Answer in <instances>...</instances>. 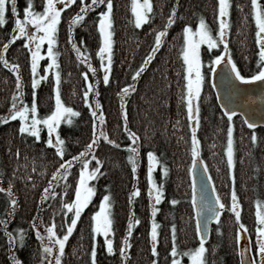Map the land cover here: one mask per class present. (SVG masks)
Listing matches in <instances>:
<instances>
[{
	"label": "trees",
	"instance_id": "obj_1",
	"mask_svg": "<svg viewBox=\"0 0 264 264\" xmlns=\"http://www.w3.org/2000/svg\"><path fill=\"white\" fill-rule=\"evenodd\" d=\"M89 0H85L88 3ZM264 6V0H258ZM113 52L109 71V83H103V71L100 69L98 50V30L96 28V8L85 15L84 20L74 28L73 40L82 52H87L88 60L82 56L77 59L71 44L67 42V23L69 17L78 11L79 0L61 13L58 24L55 50L58 52L57 71L60 73L59 90L64 103L79 112L71 118V124L61 123L58 132L65 140L64 159L75 155L92 139L93 117L88 106L83 103L82 93L86 84L81 76L88 72L89 82L93 83L91 98L101 105L104 113V124L100 129L116 141L117 145L130 143L123 131V120L120 111V99L117 93L125 84H132L134 91L123 97L127 111V126L139 135V156L137 158L136 177L133 178L131 164L127 160L128 152L123 147L109 144L99 138L94 155L101 161L100 172L95 181V193L91 202L81 213V217L73 232L65 242L61 255V264H92L91 250L93 247L90 232V216L98 208L99 200L107 193L111 202V217L113 231L109 238L113 240L115 251L107 253L104 238L96 236V264H121L120 245L125 236L129 212L139 220L134 224L131 236L128 237L131 247L126 251L124 264H151L153 259L157 264H170V248L172 245V226L176 229V243L180 249L194 248L199 245L196 235L195 211L192 201V179L188 173L191 167V130L187 118V109L182 97L185 95L184 64L180 52L182 50V27L187 24L194 27L199 19L204 18L206 24L213 30L218 28L216 14L218 0H152L154 15L137 28L133 25L130 10L131 0H113ZM25 0H17L18 8L22 9ZM177 5L175 22L169 26L164 43L150 59L147 66L133 80L132 73L139 68L154 42V32L166 23L173 5ZM237 4L242 7L237 8ZM37 10L42 9L41 0H34ZM102 7V6H100ZM8 20V19H7ZM229 28L227 40L229 52L241 70L242 74H251L256 69L258 47L255 43V22L251 15L250 0H230ZM12 29V19L0 27V46L8 40ZM24 38H18L10 43L5 53L11 63L19 65L21 76L22 100L31 104V68L29 51L23 46ZM83 40V44L80 41ZM207 47H201L203 85L199 97V124L197 137L200 142V156L208 167V175L212 178L220 198L226 204L220 216V224H211L210 235L205 240V264H240L238 245L235 239L236 227L234 216L228 211L230 207V192L235 188L240 201L241 222L247 227V235L255 237V206L257 201L264 204V127L250 129L236 114L233 117V177L229 178L224 148L227 142V117L217 105L210 81L212 66L209 57L223 51V46L214 48L211 52ZM91 64L96 69L95 76L88 70ZM86 64V65H85ZM39 74L42 68L39 67ZM54 80L48 72L40 80L36 88L38 116L43 117L54 107ZM16 91L15 75L9 68L0 64V117L5 116L12 103V94ZM98 91L99 95L95 93ZM93 96V97H92ZM20 106V105H18ZM194 123L193 125H195ZM19 121L8 120L0 123V188L7 189L11 183V191L17 200L14 213L7 217L8 231L23 229L25 239L23 246L19 242L10 249L5 229L0 227V264H12L10 251L22 261V264H51L50 257H42L41 241L36 238L39 230L44 235L45 225L54 222L55 231L63 235L66 231L65 221L70 215H64L66 209L60 206V199L51 195L41 202L43 190L52 181V173L57 169L60 158L55 155V148L45 145L47 131L42 127L41 140L35 141L28 134L18 131ZM256 133L257 140L253 144L251 133ZM19 151V157L16 153ZM153 151L160 162L153 170V179L161 181L160 165H166L168 173L163 177L164 200L155 205L160 210L152 216L147 195V155ZM78 162L72 166L68 179L71 196L74 180L77 175ZM31 177V179H29ZM139 194L129 196L134 190ZM171 199L178 203L172 205ZM7 193L0 191V219H5L8 204ZM39 220V227L32 228L34 220ZM157 224V252L153 257L149 235L152 221ZM220 227V233L216 228ZM58 230V231H57ZM15 234V232H14ZM45 243L49 241L44 235ZM53 246V245H50ZM54 254H56L54 252ZM53 254V257H54ZM184 258V256H183Z\"/></svg>",
	"mask_w": 264,
	"mask_h": 264
},
{
	"label": "snow or ice",
	"instance_id": "obj_2",
	"mask_svg": "<svg viewBox=\"0 0 264 264\" xmlns=\"http://www.w3.org/2000/svg\"><path fill=\"white\" fill-rule=\"evenodd\" d=\"M76 0H41L42 9L37 10L34 6V0H25V4L22 9L18 8L17 0H0V27L5 25L7 22L6 13L10 12L11 19L13 21L12 29L9 34L7 41L0 46V64L4 67L9 68L10 71L15 75V85L16 91L12 94V103L9 105L8 113L0 117V123H5L8 120L19 119L18 131L21 134H28L34 138L35 141L41 140V130L42 127L46 128L48 138L43 141L45 145L52 146L55 148V155L60 158L57 169L52 173L53 178H66L69 175V169L74 163L80 162L81 166L79 168L78 180L75 183L74 195L70 202L64 203L61 200L62 209H66L64 215L67 216L71 212L70 222L65 221L66 231L63 235H57L54 222L45 225L44 235L47 236L49 244H45L44 235L41 234L39 230H36L35 235L38 240L41 241L42 257L44 254L47 256H52L53 247L50 245L58 246V250L55 254V264H61V255L65 248V242L68 237L73 232V229L77 225L78 220L81 217V213L91 202V199L95 193V189L92 185L88 183L102 175L100 172V166L102 161L94 155L95 148L99 143V138L109 144H113L117 147H123L127 150V160L131 164L132 175L135 179L136 169H137V158L139 156V135L128 128L127 126V111L125 108V100L123 97L128 93L134 91V86L132 84H125L120 91L117 93L120 99V111L123 120V131L127 134V138L130 143L125 145H117L115 140L109 138L108 134L101 128L97 133L96 131V121L99 119L101 125L104 124V113L101 111L99 115L93 110L92 104L89 103V92L93 91V83L89 82L88 72H82L86 89L82 93L83 103L88 106L93 117V135L92 139L85 146V149L81 150L75 155H70L68 159H64L65 151L64 145L65 140L61 138L58 132V126L61 122H66L71 124V117L78 116L79 112L74 110L73 107L68 106L62 100L59 83H60V73L56 69L58 68L57 56L58 52L54 50V45L58 43L57 32L58 24L60 23L62 17L61 13L65 9L69 8L71 5L75 4ZM62 5V6H61ZM10 6V7H9ZM102 6V7H100ZM229 6L230 0H218V11L216 14V20L218 21V28L213 34V30L206 24L204 18H200L195 29L187 24L182 27L183 44L180 56L183 58L184 68V80L186 95L182 97L185 102V107L187 109V118L189 122V128L191 130V146L190 155L192 161V167L188 168L189 175L194 173L195 166L199 164L204 171L205 176H207V183L201 186L199 204H197L196 196H192L193 210L196 211L197 221H196V235L199 237V245L194 248L180 249L176 243V229L172 226V245L169 250L170 252V264H182L180 257L186 256L188 258V264H205V252L207 251L205 247V240L208 238L209 233V222L216 221L220 224V216L226 208L225 202L222 201L219 194L217 193L215 187H212V199H209L206 195L207 187L212 184V178L208 175V167L205 161L200 156V142L197 137V127L199 124V97L201 92V84L204 80V74L201 72V45L207 46V51L211 52L214 48H219L223 46V51L218 54L209 57V63L214 70L217 65L222 62L224 66L228 69V75L231 79L240 82L241 84H248L252 82L259 81L264 83V6L258 2V0H250L251 15L255 21V43L258 47L256 69L251 72V74H242L241 70L238 68L237 64L234 62L229 49L227 40V29L229 28L228 16H229ZM100 8L99 11L95 13L98 20L96 21V28L98 30L99 45L96 51V56L100 58L101 63L99 65L100 69L103 71V83L107 85L109 83V71L112 63V52H113V0H89L85 3V0H79L78 11L69 17L67 23V42L71 44L72 50L76 53L77 59L79 60L82 56L87 62V52H82L77 44L73 40V32L75 26L84 20L85 15L88 12ZM242 7L237 4V8ZM130 10L134 16L135 27L139 28L141 25L151 19V15H154L152 0H131ZM22 11V16H21ZM177 5H173L170 9V14L166 17V23L163 24L162 28L155 30L154 32V42L151 46V50L147 53L144 61L139 65V68L132 73V79L135 80L140 72L147 66L150 59L158 51L159 46L164 43V37L167 35V31L170 25L175 22ZM23 37V46L28 49L30 54V68H31V89H32V100L31 104L23 102L21 99L23 96L21 76L19 74V65L16 63H11L6 58L5 53L10 43L14 42L18 38ZM47 44L46 53L41 52V46ZM83 44V40L80 41ZM42 55H46L48 58V63L44 66V73L47 74L48 71L52 70V76L54 80L53 93H54V107L50 112L44 115L42 118L38 116V103L36 99V88L40 80H43L45 76H39L37 74L38 62L42 58ZM107 63H104V61ZM88 70L95 76L96 69L92 67L89 63L87 65ZM194 73V77L191 75ZM99 95L98 91L95 93ZM252 98L249 97V100ZM195 102V103H194ZM20 105V106H18ZM224 108L223 116L227 117V142L224 148V153L227 157L226 166L228 171V176L234 181L233 177V117L236 113L229 109L227 106H222ZM95 108L100 109L101 105L97 101L95 103ZM193 121L196 122L193 125ZM244 124L250 129H255L257 127L256 123L250 121L249 119H244ZM55 135V139H53ZM251 141L254 144L257 140L256 133L253 131L251 133ZM90 153H93L90 155ZM19 157V151L16 153ZM147 155V183L148 191L147 195L149 198V207L152 216L160 210L155 205L159 204L164 200V188H163V177L167 175L168 168L166 165H160L161 181L157 184L153 179V170L158 163L157 157L153 151H148ZM95 160V166L89 168V161ZM31 179V177H29ZM51 188V182L43 190L41 195V202L48 198L49 195L52 197L57 196L55 191L49 193L48 189ZM193 189H195V184H193ZM0 191L7 193L8 204L5 206V212L7 216L5 219H0V227L5 229V235L8 238L10 249L15 247L16 243L19 242L20 246H23L25 239V232L23 229H16L14 231H8V219L11 216L17 206V200L15 199L11 191V183L7 189L0 188ZM139 194V189L135 187L129 196V204L132 203V196ZM63 195V193H61ZM230 207L228 211L233 214L234 222L236 227L235 239L237 243L241 238V231L247 233V227L241 222L240 216V201L238 199L237 192L233 187L230 192ZM170 203L176 205L178 201L176 199H171ZM111 202L110 197L105 193L99 200L98 210L93 211L90 216V232L92 234L93 247L91 250L92 264H96L95 256V240L96 235L101 234L105 237L104 245L106 251L112 254L115 249L113 247V240L109 238V233L113 231L112 224L113 220L111 217ZM257 211H256V226L255 232V252L260 257L259 264H264V204L257 201ZM139 220L134 218V214L130 211L129 218L127 222V229L125 236L120 245V257L121 264H124V259L127 257V249L131 247L128 237L131 236L132 228L134 224H138ZM33 229L37 228L34 223L32 225ZM217 233H220L221 229L218 226L216 228ZM15 232V234H14ZM153 243L151 244V252L153 257L158 255L157 252V224L153 220L151 224V231L149 233ZM241 262L240 264H257L255 260H245V253L241 252ZM10 259L12 264H22V261L18 259L10 251ZM42 264V262H41ZM151 264H157V260L153 259Z\"/></svg>",
	"mask_w": 264,
	"mask_h": 264
},
{
	"label": "water",
	"instance_id": "obj_3",
	"mask_svg": "<svg viewBox=\"0 0 264 264\" xmlns=\"http://www.w3.org/2000/svg\"><path fill=\"white\" fill-rule=\"evenodd\" d=\"M211 81L216 93V101L222 111H224L222 106H227L244 119L255 122L257 127H264V83L256 81L241 84L231 79L223 62L213 70ZM249 97L252 99L249 100ZM191 178L193 179V184H195V189L192 188L194 190L193 193L196 196L197 204H199L201 186L207 183V176H205L203 168L199 164L195 166ZM211 189V185H209L206 193L209 199H212ZM195 221H197L196 211ZM213 222H209V229ZM239 251L245 253V260L250 259L246 247L241 248Z\"/></svg>",
	"mask_w": 264,
	"mask_h": 264
},
{
	"label": "rangeland",
	"instance_id": "obj_4",
	"mask_svg": "<svg viewBox=\"0 0 264 264\" xmlns=\"http://www.w3.org/2000/svg\"><path fill=\"white\" fill-rule=\"evenodd\" d=\"M23 6H24V4H23ZM22 6V7H23ZM62 6V5H61ZM10 7V6H9ZM229 11H230V6H229ZM21 16H22V11H21ZM10 12H8V13H6V18L8 19V20H10ZM133 19H135L134 18V16H133ZM7 20V21H8ZM227 20L229 21V16H228V18H227ZM255 22V21H254ZM12 24H13V21H12ZM198 24V22L195 24V26ZM195 26L194 27H192L193 28V30L195 29ZM227 31V30H226ZM55 46L56 45H54L53 47H54V50H55ZM203 46H205V47H207L206 45H201V47H203ZM46 51H47V44H46V42H45V44L44 45H42L41 46V52H42V54L43 53H46ZM56 51V50H55ZM29 57H30V54H29ZM182 60H183V58H182ZM202 61V60H201ZM48 63V58H47V56L46 55H42V58L40 59V61L38 62V68H37V74H38V77L39 76H41L40 74H39V67L41 66V68H42V75L43 76H45L46 74L44 73V66L46 65ZM104 63H107V61L105 60L104 61ZM86 65V64H85ZM202 65H203V62H202ZM202 65H201V72L203 73V70H202ZM184 68H185V65H184ZM57 70V69H56ZM184 71V70H183ZM48 72H50L51 74H52V70L50 69ZM193 77H194V73H192L191 74ZM53 77V76H52ZM184 82H185V84H186V81L184 80ZM202 85H203V82H202V84H201V88H202ZM201 93V92H200ZM185 95H186V91H185ZM93 97V96H92ZM90 104H92V108H93V110H95L96 112H97V115H99V113L101 112L100 111V109H96L95 108V103H96V101H95V98L93 97V98H91L90 99ZM195 103V102H194ZM72 118V117H71ZM18 119V118H17ZM18 121H19V119H18ZM61 123H66V122H61ZM194 123H196L195 121H193V124ZM100 126H101V124H100V122H99V119H97V121H96V131H97V133L101 130L100 129ZM45 130H46V128H45ZM47 131V130H46ZM53 139H55V135H53ZM91 154H93V153H90V155ZM233 161H234V155H233ZM74 164H76V163H74ZM73 164V165H74ZM78 167L76 168V173H77V175H76V177H75V180H74V187H75V183L77 182V180H78V176H79V168H80V166H81V164H80V162L78 161ZM95 166V160H90L89 161V168H91V167H94ZM192 166V165H191ZM71 169H72V167L68 170L69 171V175L66 177V178H53L52 179V181H51V188H49L48 189V191H49V193L50 192H52V191H55L56 193H57V197L60 199V206H62L61 205V200L63 199V202L64 203H68V202H70V200H71V198L73 197V195H74V187H73V190H72V194H71V196H69L68 195V190H69V188H70V184H69V182H68V179H69V177L71 176ZM99 176V175H98ZM96 179L97 178H95V179H93V180H91V181H88V183L90 184V185H92L93 187L95 186V181H96ZM61 193H63V195H61ZM98 205H99V203H98ZM255 208H256V211L258 210L257 209V205L255 206ZM97 210H98V208H97ZM256 211H255V214H256ZM69 215L71 216V212H69ZM69 216V217H70ZM255 219H256V216H255ZM69 222H70V220H69ZM34 223L37 225V227H39V225H40V223H39V220L38 219H35L34 220ZM38 223H39V225H38ZM65 228H66V226H65ZM56 229V228H55ZM54 229V230H55ZM66 230V229H65ZM58 231V230H57ZM58 235V234H57ZM101 237H103L104 238V240H105V237L103 236V235H101V234H99ZM97 236V235H96ZM44 243H45V240L43 241ZM47 242V244H49V241H46ZM46 244V243H45ZM237 245H238V251L241 249V248H243V247H246L247 248V251L249 252V258L251 259V260H255L256 262H257V264H259V261H260V257L256 254V252H255V237L253 238V237H250V236H248L246 233H244L243 232V230L241 231V238H240V240H239V242L237 243ZM53 247V253H52V256H50V261H51V264H55V254H54V252L56 253V251L58 250V246H55V245H53L52 246ZM53 254H54V257H53ZM239 255H240V253H239ZM180 260L182 261V264H188V258L186 257V256H184V258L183 257H180ZM241 260V257H239V261Z\"/></svg>",
	"mask_w": 264,
	"mask_h": 264
},
{
	"label": "bare ground",
	"instance_id": "obj_5",
	"mask_svg": "<svg viewBox=\"0 0 264 264\" xmlns=\"http://www.w3.org/2000/svg\"><path fill=\"white\" fill-rule=\"evenodd\" d=\"M132 20H133V25L135 26V23H134V19H133V15H132ZM112 47H113V45H112ZM100 62H101V60H100ZM110 68H111V66H110ZM212 71H211V73H210V81H211V75H212V72H213V69H211ZM211 85H212V81H211ZM212 88H213V86H212ZM213 91H214V89H213ZM214 94H215V99H216V93H215V91H214ZM217 102V101H216ZM217 105H218V102H217ZM219 106V105H218ZM220 108V107H219ZM221 109V108H220ZM239 115V114H238ZM240 116V115H239ZM241 117V119H242V121H244V118L242 117V116H240ZM226 156V155H225ZM234 169V168H233ZM192 179V178H191ZM193 188V179H192V186H191V190H192V196L194 195V190L192 189ZM211 188H212V184H211ZM196 222V221H195ZM209 231H210V229H209ZM209 235H210V232H209ZM209 237V236H208ZM247 249V248H246ZM239 253H241L240 251H238ZM248 252V251H247ZM248 255H249V252H248ZM239 257H241L240 255H239ZM241 262V260L239 261V263Z\"/></svg>",
	"mask_w": 264,
	"mask_h": 264
}]
</instances>
